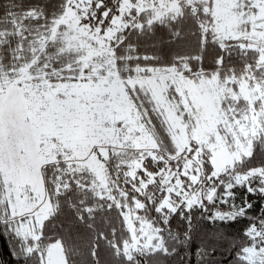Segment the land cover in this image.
<instances>
[{"label": "snow or ice", "instance_id": "snow-or-ice-1", "mask_svg": "<svg viewBox=\"0 0 264 264\" xmlns=\"http://www.w3.org/2000/svg\"><path fill=\"white\" fill-rule=\"evenodd\" d=\"M0 239L264 264V0H0Z\"/></svg>", "mask_w": 264, "mask_h": 264}, {"label": "trees", "instance_id": "trees-1", "mask_svg": "<svg viewBox=\"0 0 264 264\" xmlns=\"http://www.w3.org/2000/svg\"><path fill=\"white\" fill-rule=\"evenodd\" d=\"M0 261H2L3 264H14V261L9 255L8 244L4 239H0Z\"/></svg>", "mask_w": 264, "mask_h": 264}]
</instances>
